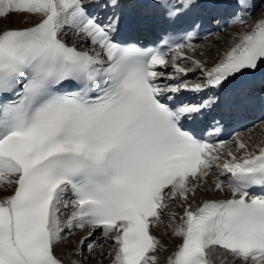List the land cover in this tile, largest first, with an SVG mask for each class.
Wrapping results in <instances>:
<instances>
[{
	"label": "snow or ice",
	"instance_id": "snow-or-ice-1",
	"mask_svg": "<svg viewBox=\"0 0 264 264\" xmlns=\"http://www.w3.org/2000/svg\"><path fill=\"white\" fill-rule=\"evenodd\" d=\"M192 3L161 0L173 20ZM13 15L39 21L0 29V190L11 193L0 199V264H66L56 249L85 228L73 255L103 254V238L110 264H159L151 229L165 216L182 241L167 264H264V193L250 191L264 188V142L237 137L233 150L188 129L215 95L175 102L264 63V16L209 67L188 54L192 32L167 50L123 45L119 17L105 23L85 0H0V20ZM66 29L90 47L67 43ZM195 69L202 80L183 79ZM202 190L230 195L194 205Z\"/></svg>",
	"mask_w": 264,
	"mask_h": 264
},
{
	"label": "bare ground",
	"instance_id": "bare-ground-1",
	"mask_svg": "<svg viewBox=\"0 0 264 264\" xmlns=\"http://www.w3.org/2000/svg\"><path fill=\"white\" fill-rule=\"evenodd\" d=\"M228 1V0H225ZM261 16H264V10H258L254 13L253 16H251L249 19H247V23L244 25L233 23L230 25L229 28L225 30V32L221 35H214L210 38H208L203 44L200 46H197V51L195 53L189 52V55L195 56L197 59H202L206 62L207 66H212L213 64L219 62V60L222 58V55L226 49H228L232 43H233V37L237 36L238 34L250 30L251 26L255 24V22L261 18ZM27 21L25 23L24 21ZM39 21L38 16H21V15H13L8 19L0 20V29L9 28V27H25V26H31L34 23ZM67 31V29H66ZM67 35L64 36L65 40L70 41V43H73L74 41L77 42V45L82 46V48L87 49L89 48L90 44L88 42L78 41V38L67 31ZM203 52L204 55L201 56L200 53ZM185 66L192 68L191 64L188 63ZM166 71L171 72L172 69L168 68ZM197 78L203 79V76L199 69L191 70L187 77H183V79L187 80H196ZM209 91V90H207ZM206 92V91H205ZM241 138L246 143H249L251 145H256L259 143L264 142V123H261L259 126H257L255 129L247 130L245 132H242L235 138ZM235 140V139H234ZM228 147L235 150V144L229 143ZM214 181V177L210 178L209 180V186ZM11 194L10 192H5L3 190H0V199L4 198L5 196ZM230 194L225 191V193H216L213 191H200L197 193V196L195 200L193 201V204H199L204 199H222L227 198ZM170 210L174 211L178 214L177 220L179 215L183 214V210L179 207V202L173 203L170 205ZM169 220L167 216L163 218V222L151 229L153 234H155L162 242V249L158 253L159 257V264H167V258L176 250L177 246L182 242L180 238H177L173 235L171 229L168 227ZM89 231H86L85 229L83 231L77 232L75 235V238L72 242L73 247L67 246L65 243L60 244V246L56 249V253L58 256L63 258L66 262V264H71L72 260H79L82 262V264H88V258L91 260L90 264H110L111 258L107 256V252L110 249L111 241L105 242L103 238L100 239V243L103 244V254H101L100 251L89 253L87 251V248L85 247L83 257L73 255V251L79 242V240L88 235ZM99 230H96L93 232V237L98 236ZM100 253V259L98 260V254ZM88 255L89 257H87ZM97 257L95 259V257ZM83 259V260H82ZM100 261V262H99Z\"/></svg>",
	"mask_w": 264,
	"mask_h": 264
},
{
	"label": "rangeland",
	"instance_id": "rangeland-1",
	"mask_svg": "<svg viewBox=\"0 0 264 264\" xmlns=\"http://www.w3.org/2000/svg\"><path fill=\"white\" fill-rule=\"evenodd\" d=\"M264 10V0H262V2H261V4L259 5V7H258V9H257V11L258 10ZM80 230H77V231H75V235H76V233L77 232H79ZM75 235L72 237V238H70V240H69V242H72L73 240H74V238H75ZM67 246H70L71 248L73 247V245H72V243H65ZM87 257H89L88 255H86ZM95 257V256H94ZM97 257H95V259H96ZM98 260L100 259V253L98 254V258H97ZM83 260V259H82ZM88 261L89 262H87L88 264H90V259L88 258ZM100 262V261H99Z\"/></svg>",
	"mask_w": 264,
	"mask_h": 264
}]
</instances>
